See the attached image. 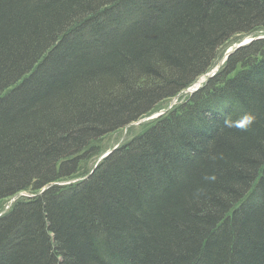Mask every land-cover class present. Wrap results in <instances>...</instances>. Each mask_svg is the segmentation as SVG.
Instances as JSON below:
<instances>
[{"label": "trees", "instance_id": "trees-1", "mask_svg": "<svg viewBox=\"0 0 264 264\" xmlns=\"http://www.w3.org/2000/svg\"><path fill=\"white\" fill-rule=\"evenodd\" d=\"M262 34L264 0H0V264H264V38L164 106Z\"/></svg>", "mask_w": 264, "mask_h": 264}, {"label": "rangeland", "instance_id": "rangeland-1", "mask_svg": "<svg viewBox=\"0 0 264 264\" xmlns=\"http://www.w3.org/2000/svg\"><path fill=\"white\" fill-rule=\"evenodd\" d=\"M249 38H251V37L250 36L249 37H245L240 42H238V43L232 45L231 47H229L227 49V51L225 52V54L223 55V57H221L219 60H217L216 65H215V67L212 70L216 71L222 65L224 56H227V54H228V52H229V50L231 48H232V50H234L237 46H239V44H242L244 41H246ZM216 73H217V71H216ZM206 75H203V77L199 80L198 83L195 84V86H193L191 88V90H193L197 86L201 85L206 80V77H207ZM189 94H190V92L184 91L183 93L180 94V97H178L177 100L172 99L171 101L165 102L164 106H170L173 103L175 105L177 102H179L178 101L179 98H185ZM152 115L153 114L143 118L142 120H145V121L142 122V123H139L141 121L140 120L138 122L139 124H132V125L128 126L127 128H125V129H123L121 131H118L116 133H113L111 135H108L107 137H105L101 141L97 142L96 146H97L98 149L96 150V154H93L91 158H88V160L83 162V165H82L84 167L83 174H81L79 178L84 177L85 173L88 170L93 169L95 167V165L98 163V161L100 160V158L103 156V154H106L108 151L112 150L117 145H120V144H123L125 142H128L134 136H136L137 134L142 132L144 130L143 126H146V124H148L149 122H151L154 119ZM31 195H32V193L29 192V191L24 192V193L21 194V196H26V197H29ZM11 201L12 200L7 201L6 203L0 205V212L1 213L6 210L7 205L9 204V202L11 203Z\"/></svg>", "mask_w": 264, "mask_h": 264}, {"label": "clouds", "instance_id": "clouds-1", "mask_svg": "<svg viewBox=\"0 0 264 264\" xmlns=\"http://www.w3.org/2000/svg\"><path fill=\"white\" fill-rule=\"evenodd\" d=\"M257 117L251 112L242 113L238 118L233 120L230 116H227L224 120V127L236 128L241 131H247L255 123ZM215 159V157H213ZM205 180L213 181L216 179L215 176H205Z\"/></svg>", "mask_w": 264, "mask_h": 264}, {"label": "water", "instance_id": "water-1", "mask_svg": "<svg viewBox=\"0 0 264 264\" xmlns=\"http://www.w3.org/2000/svg\"><path fill=\"white\" fill-rule=\"evenodd\" d=\"M257 38H261V37H257ZM257 38H254V39H250V40L244 41L242 44H240L239 46H237V48L234 49V50L230 49L226 57H228V55H229L230 53H232L233 51H235V50H237L238 48H240V47H242V46H244V45H246V44L252 42L253 40H255V39H257ZM219 68H220V67H219ZM219 68H218L216 71H218ZM216 71H213V72L209 75V77L214 76V75L216 74ZM199 88H200V86H198L197 88H195V89H193V90L189 89L188 91H192V92H194V91L198 90ZM144 121H145V120H141L139 123H142V122H144ZM139 123H136V124H139ZM117 148H118V146L115 147L113 150L108 151L106 154H104V155L102 156V158H101L100 160H102L103 158L107 157L110 153H112V152H113L114 150H116ZM94 170H95V168L92 170V172H91L87 177H89V176L94 172ZM87 177H85V178H87ZM85 178H84V179H85Z\"/></svg>", "mask_w": 264, "mask_h": 264}, {"label": "bare ground", "instance_id": "bare-ground-1", "mask_svg": "<svg viewBox=\"0 0 264 264\" xmlns=\"http://www.w3.org/2000/svg\"><path fill=\"white\" fill-rule=\"evenodd\" d=\"M259 39V38H258ZM240 45V44H239ZM203 77V76H202ZM207 78V77H206ZM200 79V78H199ZM199 82V80L197 81V83ZM193 86H195V85H193ZM200 86V85H199ZM198 87V86H197ZM175 98V97H174Z\"/></svg>", "mask_w": 264, "mask_h": 264}]
</instances>
